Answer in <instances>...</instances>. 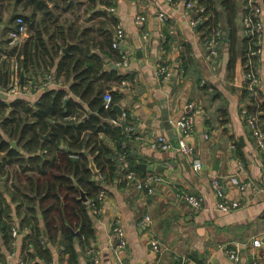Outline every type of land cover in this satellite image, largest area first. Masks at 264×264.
I'll return each mask as SVG.
<instances>
[{
    "label": "crops",
    "instance_id": "0c3cea01",
    "mask_svg": "<svg viewBox=\"0 0 264 264\" xmlns=\"http://www.w3.org/2000/svg\"><path fill=\"white\" fill-rule=\"evenodd\" d=\"M111 1L115 3L113 7H116L119 24L125 30L129 64L118 65L114 59L105 57L104 70L110 71L117 65L113 69L122 74H133L132 80L114 83L113 90L125 94L120 105L136 126L139 141L134 151L138 162L158 168L147 173L142 171V174L158 173L164 180L156 184L154 194L139 192L118 180L101 183L107 197L101 213L94 219L96 235L91 241L92 246L100 252V264H121V259L130 264H152L156 259L159 264H205L209 261L214 264H250L253 257L259 264H264V247L252 246L255 237H261L264 241V162L243 114V109L249 103L242 79L244 0L239 3L236 62H231V49L227 41L229 31L222 17L221 28L226 37L220 61L215 67L205 60L202 32L191 26L196 12L187 9L188 0ZM193 1L197 4V1ZM24 3L25 0L21 3L10 0L1 9L0 45L8 37L14 16L31 14V9L25 7ZM141 13L147 16L144 28L136 24V18ZM160 14H165L167 21H161ZM59 23L64 25L66 31L71 27L78 30L79 43L83 40L82 45L89 46L92 53L103 55L99 44L104 42L105 37L98 32V28L100 24L112 28L105 17L93 19L92 11L87 12L82 6L80 11H66L58 23L51 24L53 27L50 31L57 28ZM90 28L93 30L85 32ZM115 32L116 28L114 37ZM145 34H148L147 39L144 38ZM166 34L172 39L169 48H165L163 43ZM30 36L28 31L24 41ZM68 41L71 46L76 44L70 38ZM105 46L108 44L105 43ZM187 46L192 50V59L186 69L183 57L189 52ZM165 63L172 65V77L167 82L158 74L159 65ZM258 69L263 80L261 93L264 95V54ZM42 92L32 97L38 98ZM190 103L198 107L195 126L189 138V143L195 147L194 155L185 156L177 147L172 151L151 148V138L160 134L169 137L162 121L163 105L169 108L170 122L179 139L178 121ZM194 159L202 161L201 171L195 170ZM214 177L221 179L229 199L241 201V207L228 212L217 208V195L211 186ZM182 191L204 196L203 208L194 211L179 196ZM6 196L10 201L7 193ZM13 215L11 223L18 229V235H12L8 244L3 240L0 228L3 264H19L29 251H34L33 248L24 249L30 229L21 230L20 218ZM148 216L151 222H147ZM38 218L40 227H44L43 216L39 214ZM117 221L122 222L128 239V246L121 256L116 254L111 238V229ZM152 237L161 242V252L157 255L152 250ZM75 245L78 263L94 264L88 250L78 241ZM49 246L52 264L69 263L60 238ZM229 248L239 249L242 257L239 263L229 260ZM37 262L44 264L39 258L27 264Z\"/></svg>",
    "mask_w": 264,
    "mask_h": 264
},
{
    "label": "trees",
    "instance_id": "16d2710c",
    "mask_svg": "<svg viewBox=\"0 0 264 264\" xmlns=\"http://www.w3.org/2000/svg\"><path fill=\"white\" fill-rule=\"evenodd\" d=\"M8 1L0 0L1 9ZM16 1L21 3L24 0ZM195 1L197 6L194 11L201 13L200 8H204L202 26L198 30L203 34V41L211 30L221 28L222 17L225 18L231 62L235 63L240 0ZM25 2L31 14L14 16L13 26L16 18L23 16L31 36L20 47H11L7 38L0 45V90L6 91L11 85L14 56L26 78L42 83L45 76L52 74L61 86L45 89L38 98H0V185L3 182L0 187V228L7 244L12 240L13 214L20 218L21 230L30 229L24 249L33 248L34 251L26 254V262L39 258L44 264H52L49 245L60 238L64 255L69 256L68 264H79L75 244L78 241L87 250L93 247L91 241L96 235L94 219L98 216L93 210L100 207L98 196L104 190L101 183L113 182L123 176L120 160L123 152L128 153L130 169L142 174L136 166L139 159L134 151L138 140L125 131L133 119L128 114L126 121L114 124L119 120L117 112L113 107L106 109L104 105V95L108 90L112 91L113 106L122 103L125 94L113 90V85L134 77L113 68L104 70L105 57L120 62L121 50L124 49L113 48V32L119 24L116 14L108 15L98 9L101 4L113 7V1ZM244 4H247L246 0ZM82 6L87 12L92 11L93 19L103 16L112 27L100 24L98 28V32L105 37L104 42L99 44L103 55L92 53L89 46L82 45L83 40L80 44L79 31L73 27L66 31L59 23L50 31L51 24L58 23L66 11H80ZM92 30L90 28L85 32ZM166 36L164 45L169 48L172 39L170 35ZM69 38L76 44L66 52L65 48L71 44ZM244 46L243 61L248 47L246 39ZM187 49L189 52L183 57L186 69L192 59L190 46ZM245 91L247 97L248 92ZM248 107L252 112H260L264 122L262 93L259 98L250 101ZM48 133L50 136L46 139L44 136ZM14 140L17 141V148L12 145ZM92 160L98 172L91 167ZM77 185L85 192L87 202L80 199ZM39 214L43 216L44 227H40ZM71 228L79 231V235L73 236Z\"/></svg>",
    "mask_w": 264,
    "mask_h": 264
},
{
    "label": "built area",
    "instance_id": "2783aa9c",
    "mask_svg": "<svg viewBox=\"0 0 264 264\" xmlns=\"http://www.w3.org/2000/svg\"><path fill=\"white\" fill-rule=\"evenodd\" d=\"M245 1V0H244ZM244 14L242 17V25L244 37L248 41V47L245 53L244 61L242 63L243 68V86L244 90L248 92V100L254 101V98H259L261 94L263 80L259 73V63L264 54V3L263 0H246ZM195 2L192 0L188 1L186 7L189 11L193 13L196 12V15L191 19V26L195 29H198L199 24L202 21V12L204 8H200V12L195 10ZM109 8V7H108ZM112 14H115L116 7H110ZM161 21H167V16L165 14H160ZM147 23V16L145 13L138 14L136 18V24L140 28H144ZM28 34V26L25 18L23 16H18L15 20L14 26L9 30L7 39L9 40V45L11 47H20L22 42L25 39V36ZM226 33L222 28H214L208 34L204 41L205 49V60L215 67L218 65L221 57V50L225 41ZM144 38H148V34L144 35ZM166 41V36H163V43ZM127 46L125 40V30L121 24H118L115 32V40L113 47L115 49H120ZM122 60L118 62V65L128 66L129 64V54L126 49L121 50ZM12 80L11 85L8 90L4 92L9 97L16 98H30L35 94H38L41 91H44L51 86H60V82L54 79L52 74H49L44 77L42 83L36 82L32 79H28L25 76V82H21L22 69L20 62L17 60L16 56L12 58ZM158 74L163 81H169L172 77V65L170 63H165L159 65ZM104 105L106 109L113 107V95L112 91L108 90L104 95ZM32 106L33 103L31 102ZM197 105L190 103L186 106L185 112L178 121V126L180 129V138L179 140V152L185 156L192 157L195 153V147L189 143V138L193 132L195 126V119L197 113ZM244 117L248 123V127L252 132L256 140V144L260 150L264 162V122L260 117V112H252L249 110L248 105L243 109ZM128 113L126 110L123 111V115L119 117V120L114 121V124H121L122 121H126ZM125 131L129 136L135 135L136 139L139 141V136L137 135L136 126L134 123H130L125 127ZM151 148L155 150L163 151H172L176 149L175 143L167 135L160 134L149 140ZM122 167L121 171L123 176L118 179L120 183H124L127 186H132L139 192H144L147 194H154L156 191V184L164 180L163 176L158 173H149L142 175L136 170L130 169V162L128 160V153L123 152L120 157ZM194 168L196 171H201L203 168V163L200 159H194ZM211 186L217 195V208L223 212H228L235 210L241 207L240 200H231L228 198L226 193V188L221 179L214 177L211 180ZM1 187V185H0ZM185 202H187L194 211H199L203 208L205 198L202 195L195 193L182 191L179 195ZM106 190H102L98 196V203L100 207H96L93 210L94 214L99 215L102 210V206L106 201ZM151 217H147V222H151ZM1 234V231H0ZM13 237L18 235V229L13 227L12 229ZM111 238L114 241V249L118 256H121L122 252L128 246V239L125 227L122 222H116L111 229ZM152 250L157 255L161 252V242L159 239L152 237L151 239ZM253 248H263L264 241L261 237H255L252 240ZM2 249L0 248V264H3L1 261ZM88 254L90 255L94 264H100V252L95 248L91 247L88 249ZM227 256L229 260L233 263H239L242 259L240 251L238 248L227 249ZM19 264H27L25 260H21ZM121 264H130L121 259ZM152 264H159V260L156 259ZM205 264H214L211 261ZM220 264V263H216ZM250 264H259L258 260L253 257Z\"/></svg>",
    "mask_w": 264,
    "mask_h": 264
},
{
    "label": "water",
    "instance_id": "95a60500",
    "mask_svg": "<svg viewBox=\"0 0 264 264\" xmlns=\"http://www.w3.org/2000/svg\"><path fill=\"white\" fill-rule=\"evenodd\" d=\"M197 6V5H196ZM195 6V8H196ZM99 9L103 10L104 12H106L107 14H112L111 10L106 7V6H100ZM1 6H0V21L2 20L1 18ZM202 26V24H199L198 29H200ZM71 44H69L66 48L65 51L68 52V50L70 49ZM124 49H126V47H123ZM113 68H117V65H114ZM21 82L24 83L25 82V72L24 70H22V75H21ZM0 98H3L5 100H8L10 97L5 94L4 92H0ZM113 110L117 112L118 116L121 117L123 115V111L124 108L120 105V104H115L113 106ZM162 121H163V125L165 126V128L168 131L169 137L173 140V142L175 143V146L177 148H179V140L177 137V134L174 130V125L170 122V117H169V108L167 105H163V117H162ZM50 133H48L46 136H44L46 139H49ZM12 145L14 148H17V141H12ZM137 168L140 169L141 171H143L144 173H147L149 170L150 171H155L157 170V166L155 165H149L146 163H138ZM91 167L95 170V172H98L97 169L95 168V164L93 162V160L91 161ZM77 187L79 188L80 192H81V198L83 201L87 202L88 198L85 194V192L77 185ZM72 234L73 236H77L79 235V231H74L72 228Z\"/></svg>",
    "mask_w": 264,
    "mask_h": 264
}]
</instances>
